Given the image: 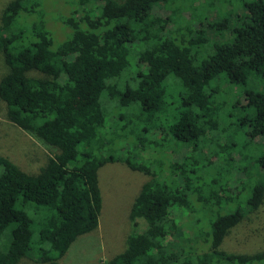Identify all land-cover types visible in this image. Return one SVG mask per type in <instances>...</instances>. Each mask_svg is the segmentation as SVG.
<instances>
[{
  "label": "trees",
  "instance_id": "1",
  "mask_svg": "<svg viewBox=\"0 0 264 264\" xmlns=\"http://www.w3.org/2000/svg\"><path fill=\"white\" fill-rule=\"evenodd\" d=\"M50 1L0 18L6 118L50 151L37 172L0 155V264H61L99 226L110 162L150 178L102 264L263 262L222 244L264 206V0Z\"/></svg>",
  "mask_w": 264,
  "mask_h": 264
},
{
  "label": "rangeland",
  "instance_id": "2",
  "mask_svg": "<svg viewBox=\"0 0 264 264\" xmlns=\"http://www.w3.org/2000/svg\"><path fill=\"white\" fill-rule=\"evenodd\" d=\"M9 1L0 0V18ZM49 3H53V0ZM54 6L58 8L60 2H55ZM199 14L207 16L206 13L199 12ZM53 29L54 36L58 38L57 33L61 31V28ZM5 70L0 54V77ZM222 93L219 94L221 100L230 101L231 98L236 99L240 96V93L235 90L230 91L228 95ZM6 112V104L0 99V155H8L26 171L37 172L45 164L50 154L49 149L32 135L10 122L6 118ZM233 121L236 124L226 129L223 138L241 141L245 134V127L237 123V118ZM261 141L262 139H257V142ZM186 153L187 150H183L181 153L174 154L173 160L179 161ZM98 177L102 193L99 226L96 230L79 236L60 260L61 264H102L125 249L127 236L134 231L129 218L130 210L142 184L150 176L132 170L124 162H110L99 169ZM6 238L4 236L0 244L1 249L7 247ZM222 248L235 253H253L264 250V206L257 215H253L251 219H246L234 228L226 236ZM32 256L36 260H32V263L43 264L37 260V256ZM225 264L237 263L227 262ZM252 264H264V261Z\"/></svg>",
  "mask_w": 264,
  "mask_h": 264
}]
</instances>
